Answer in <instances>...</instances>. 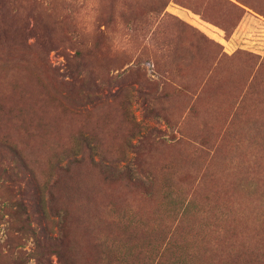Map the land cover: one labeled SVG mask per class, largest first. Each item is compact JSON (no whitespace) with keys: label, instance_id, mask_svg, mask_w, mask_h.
Listing matches in <instances>:
<instances>
[{"label":"rangeland","instance_id":"374dc122","mask_svg":"<svg viewBox=\"0 0 264 264\" xmlns=\"http://www.w3.org/2000/svg\"><path fill=\"white\" fill-rule=\"evenodd\" d=\"M0 264H264V0H0Z\"/></svg>","mask_w":264,"mask_h":264}]
</instances>
